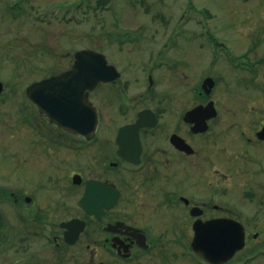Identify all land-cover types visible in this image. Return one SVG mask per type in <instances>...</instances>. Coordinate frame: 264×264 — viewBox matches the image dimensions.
Returning <instances> with one entry per match:
<instances>
[{"label": "flooded vegetation", "instance_id": "1", "mask_svg": "<svg viewBox=\"0 0 264 264\" xmlns=\"http://www.w3.org/2000/svg\"><path fill=\"white\" fill-rule=\"evenodd\" d=\"M118 35L138 47L120 49L119 62L98 50L120 76L86 92L84 106L98 117L92 133L60 126L36 106L47 127L0 130V264H174L184 256L200 263L192 250L195 225L216 219L241 222L248 244L229 197L232 172L244 162L259 176L261 161L250 149L264 143V118L222 114L213 75L185 87V55L170 48L176 33L158 50L143 48L144 33ZM259 60L251 73L264 77ZM209 77L216 82L210 94L203 87ZM253 84L263 95L261 83ZM198 107L204 110L190 115ZM8 133L27 148L13 155L50 170L45 184L30 170L18 175L20 164L7 166ZM255 197L264 211V191L249 199ZM258 247L262 255L264 243ZM238 253L232 261L243 258Z\"/></svg>", "mask_w": 264, "mask_h": 264}, {"label": "rangeland", "instance_id": "2", "mask_svg": "<svg viewBox=\"0 0 264 264\" xmlns=\"http://www.w3.org/2000/svg\"><path fill=\"white\" fill-rule=\"evenodd\" d=\"M97 1L0 0V81L6 88L2 97L4 101L0 100V130L5 129L6 132L7 129L28 127L24 115L19 112L20 107L27 108L31 115L39 116L25 95L26 87L69 68L76 51L102 49L113 57L112 60L119 62L123 60L121 54L124 53L119 52L120 49L138 47L127 38L122 41L119 33H144L143 48L153 50L162 48L169 36L176 33L177 39L169 47L185 55V74L189 78L185 87L195 86L207 74L213 75L219 81L213 92L222 114H231L229 119L235 121H242L249 114L253 118V113L258 114V123L264 118V90L263 95L260 94L253 84L261 83L264 88V77L257 71L250 72L262 65L259 59H264V0H108L110 8H95ZM12 2L23 5L11 9ZM51 6L59 7L51 8V20L36 19L37 13ZM74 8L84 14L83 22L67 19ZM207 31L213 41L225 43L236 56L246 55L245 59L254 63L253 67L235 68L221 47L210 44L212 40L204 36ZM107 32H114L115 37L108 39L104 34ZM116 41L128 42L122 45ZM249 50L251 52L247 55ZM213 51L219 54L216 61H213ZM131 65V73L139 72L137 63L131 62ZM38 121V127H47V120L40 118ZM8 134L7 166L13 168L20 164L18 175L25 176L30 170L29 175L40 176L33 180L38 179L37 182L45 184L50 170L28 167L22 162L23 156L13 155L15 151L27 148L21 138ZM250 150L261 161L259 176L256 167L247 170L251 164L239 163L232 172L229 197L233 214L246 224L251 238L237 255L243 258H237L232 264H264V253L252 252L264 243V211L258 210L262 205L260 200L256 197L249 199L252 193L258 195L264 191L261 189L264 185V143ZM46 163L51 165V158ZM255 234H259L256 240L253 238ZM173 263L200 264L187 256Z\"/></svg>", "mask_w": 264, "mask_h": 264}, {"label": "water", "instance_id": "3", "mask_svg": "<svg viewBox=\"0 0 264 264\" xmlns=\"http://www.w3.org/2000/svg\"><path fill=\"white\" fill-rule=\"evenodd\" d=\"M118 76L115 67L108 65L105 55L83 49L75 54V62L70 69L32 83L27 87L26 94L50 120L63 127L92 133L98 119L92 106H84L86 92L94 89L99 82L113 81ZM211 80H206L205 85L212 86ZM2 91L3 84L0 82V93ZM211 106V113H215L213 103H210ZM199 110L204 108L198 107L192 112L199 113ZM245 242L246 232L242 224L231 219H216L195 225L192 247L208 262L223 264L242 250Z\"/></svg>", "mask_w": 264, "mask_h": 264}, {"label": "trees", "instance_id": "4", "mask_svg": "<svg viewBox=\"0 0 264 264\" xmlns=\"http://www.w3.org/2000/svg\"><path fill=\"white\" fill-rule=\"evenodd\" d=\"M17 16V14H15V17Z\"/></svg>", "mask_w": 264, "mask_h": 264}]
</instances>
